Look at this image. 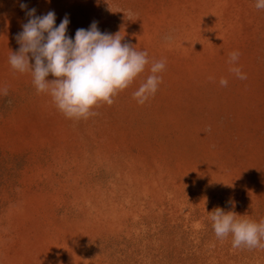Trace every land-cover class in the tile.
Here are the masks:
<instances>
[{
    "label": "rangeland",
    "instance_id": "1",
    "mask_svg": "<svg viewBox=\"0 0 264 264\" xmlns=\"http://www.w3.org/2000/svg\"><path fill=\"white\" fill-rule=\"evenodd\" d=\"M22 3L54 11L57 26L67 14L73 39L93 21L120 32L150 63L111 106L67 118L9 63L29 19ZM255 4L0 0V264H264V248H233L209 219L219 207L264 220V9ZM164 58L157 92L138 104L133 93Z\"/></svg>",
    "mask_w": 264,
    "mask_h": 264
},
{
    "label": "clouds",
    "instance_id": "2",
    "mask_svg": "<svg viewBox=\"0 0 264 264\" xmlns=\"http://www.w3.org/2000/svg\"><path fill=\"white\" fill-rule=\"evenodd\" d=\"M20 7L27 9L23 3ZM255 7L264 9V0H256ZM125 14L131 16L130 12ZM26 15L29 19L16 36L19 50L10 54L9 63L20 73H31L37 91L50 94L67 118L86 120L98 114L93 111L94 107L103 103L111 106L113 97L132 85L150 63L146 50L138 51L130 43H122L124 36L120 32H101L96 21L88 29H77L73 39L67 35L70 23L67 14L58 26L54 11L36 15V9L32 8L27 9ZM240 55L233 51L229 62L235 63ZM165 67L166 58L151 64L152 74L133 93L139 104L155 95L162 83V77L157 74ZM230 71L241 80L247 79L239 67ZM50 74L54 79H47ZM220 85L226 87L228 80L221 78ZM2 94L7 96L8 89L4 88ZM209 213L218 239L223 240L231 234L233 248H264L261 243L264 220L257 223L237 219V213L225 212L219 207Z\"/></svg>",
    "mask_w": 264,
    "mask_h": 264
},
{
    "label": "bare ground",
    "instance_id": "3",
    "mask_svg": "<svg viewBox=\"0 0 264 264\" xmlns=\"http://www.w3.org/2000/svg\"><path fill=\"white\" fill-rule=\"evenodd\" d=\"M138 104H139V103H138ZM140 110H141V109H140ZM140 110H139V112H140ZM137 111H138V110H137ZM137 111H136V112H137Z\"/></svg>",
    "mask_w": 264,
    "mask_h": 264
}]
</instances>
